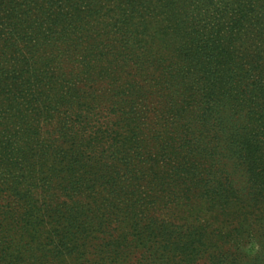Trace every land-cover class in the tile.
Returning a JSON list of instances; mask_svg holds the SVG:
<instances>
[{"label":"trees","instance_id":"trees-1","mask_svg":"<svg viewBox=\"0 0 264 264\" xmlns=\"http://www.w3.org/2000/svg\"><path fill=\"white\" fill-rule=\"evenodd\" d=\"M264 0H0V264H264Z\"/></svg>","mask_w":264,"mask_h":264},{"label":"rangeland","instance_id":"rangeland-1","mask_svg":"<svg viewBox=\"0 0 264 264\" xmlns=\"http://www.w3.org/2000/svg\"><path fill=\"white\" fill-rule=\"evenodd\" d=\"M257 45H261L262 47H264V40L262 38V40H258Z\"/></svg>","mask_w":264,"mask_h":264}]
</instances>
